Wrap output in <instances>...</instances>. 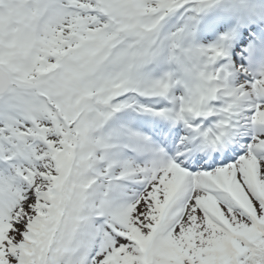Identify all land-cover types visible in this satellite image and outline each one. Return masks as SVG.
<instances>
[{
    "label": "snow or ice",
    "instance_id": "1",
    "mask_svg": "<svg viewBox=\"0 0 264 264\" xmlns=\"http://www.w3.org/2000/svg\"><path fill=\"white\" fill-rule=\"evenodd\" d=\"M0 264H264V0H0Z\"/></svg>",
    "mask_w": 264,
    "mask_h": 264
}]
</instances>
